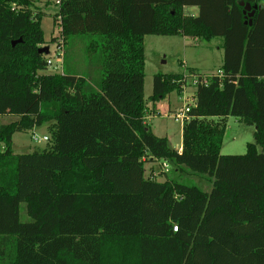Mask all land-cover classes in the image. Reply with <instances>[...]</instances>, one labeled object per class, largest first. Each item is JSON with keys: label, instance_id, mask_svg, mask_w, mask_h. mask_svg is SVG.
<instances>
[{"label": "trees", "instance_id": "obj_1", "mask_svg": "<svg viewBox=\"0 0 264 264\" xmlns=\"http://www.w3.org/2000/svg\"><path fill=\"white\" fill-rule=\"evenodd\" d=\"M58 1L67 53L61 72L46 73L35 1L0 0V119L15 118L0 123V264H264V4ZM242 2L257 6L252 24ZM148 35L223 38V74L204 83L192 70L181 151L146 119ZM77 42L96 79L67 64ZM186 81L156 73L149 102L182 94ZM229 116L256 128L243 155L221 152ZM44 124L46 148L14 151L15 133ZM148 162L207 174L213 188L160 181Z\"/></svg>", "mask_w": 264, "mask_h": 264}, {"label": "rangeland", "instance_id": "obj_2", "mask_svg": "<svg viewBox=\"0 0 264 264\" xmlns=\"http://www.w3.org/2000/svg\"><path fill=\"white\" fill-rule=\"evenodd\" d=\"M33 10L35 13H42V28L45 32L47 44L49 46V53L47 57L53 60V66L59 65L58 69L50 68L46 73L61 72V62L57 61L58 46L62 40L60 24L57 22L56 13L59 10L57 0H34ZM198 7L188 6L185 10L187 15H196L199 13ZM55 39V40H54ZM192 40V38L190 39ZM194 46H186L181 35L166 36V35H148L145 38V54H146V68H145V100L149 104V98L153 94L154 75L156 73H185L187 81H193L192 69L196 68L200 74L204 72H218L224 61V48L222 46L223 38L216 37L211 41L200 40L193 41ZM83 44L77 42L74 47L69 48L73 50V56L68 59L69 66H75L76 71L80 74H86L91 79H96L97 63L96 59L87 57L83 48ZM67 53V46L63 47V54ZM187 61V62H185ZM190 67V68H189ZM194 72V71H193ZM197 72V73H199ZM211 75V74H210ZM205 74L204 76H210ZM196 88V86L194 85ZM191 91V90H190ZM196 89L191 93L195 94ZM179 96L178 92H173L167 99L163 100L161 104H166L167 111H161V114L147 117V121L153 127L154 132L160 137H167L171 146L179 150L183 139L184 123L176 121L174 114L183 109L184 101ZM171 106V109H170ZM149 108V107H148ZM161 109V108H160ZM148 110V109H147ZM150 110V108H149ZM148 110V113L150 112ZM176 111V112H175ZM151 114H148L149 116ZM14 117L8 116L0 119V123H7L14 120ZM226 134L222 146V154L224 155H243L248 150V144L255 141V126L248 125L241 122L234 116L227 117ZM35 133V135H34ZM41 138L35 141L32 137ZM47 136L50 140L51 133L46 124L38 127L31 132H17L13 137L14 151L19 154L31 153L36 150H43L47 147L49 140L45 141L43 138ZM183 146V145H182ZM146 175H153L156 173L160 181L176 180L188 185H194L204 191L210 192L213 188V179L207 174H198L186 168L184 170H176L170 168L165 174L162 162L146 164ZM21 215L23 221H30L26 212V205H21Z\"/></svg>", "mask_w": 264, "mask_h": 264}, {"label": "built area", "instance_id": "obj_3", "mask_svg": "<svg viewBox=\"0 0 264 264\" xmlns=\"http://www.w3.org/2000/svg\"><path fill=\"white\" fill-rule=\"evenodd\" d=\"M59 1H57V3H58ZM260 3L261 4H264V0H260ZM62 40H60V45L58 46V54H56L57 55V61L58 62H63V45H62ZM49 63H50V68H57L58 69V67H59V65H54L53 66V60H51V59H49ZM61 68H62V64H61ZM219 75H222L223 74V71L222 70H220V71H218L217 72ZM192 77H193V79H194V82H193V85H195L196 87H197V85H198V83H199V76H198V74L197 73H194L193 75H192ZM208 81H209V77H206V76H204V78H203V82L204 83H208ZM187 84H185V86H184V88H183V92H182V96H181V98L183 99V101L185 102L184 103V106H183V109L180 111V112H176L175 114H174V118H175V120L176 121H180V122H185V120L186 119H188L189 118V115H188V113H189V111H190V109L193 107V106H195V104H196V100H195V96H194V94H192V93H190V92H188L187 91V86H186ZM34 135H35V133H34ZM35 141H38V140H40L41 138H37L36 136H34V137H32ZM45 141H48L49 140V138L47 137V136H45L44 138H43ZM162 166H163V169H164V171L165 172H168L169 170H170V165L167 163V162H162Z\"/></svg>", "mask_w": 264, "mask_h": 264}, {"label": "crops", "instance_id": "obj_4", "mask_svg": "<svg viewBox=\"0 0 264 264\" xmlns=\"http://www.w3.org/2000/svg\"><path fill=\"white\" fill-rule=\"evenodd\" d=\"M58 1V0H57ZM187 8V7H186ZM186 8H185V10H186ZM199 11V10H198ZM196 15H198V14H196ZM195 14H194V16H196ZM182 38L184 39V43H185V45L186 46H194V44L193 43H195V42H193L194 40L195 41H200V39L199 38H196V37H186V36H182ZM192 38V40H190ZM222 45H223V43H222ZM185 62H187V61H185ZM222 65H223V63H222ZM222 65H221V67L218 69V71H220L221 70V68H222ZM190 68V67H189ZM193 71H196V72H199V71H197L196 70V68H194L193 67V69H192ZM200 73V72H199ZM213 73H215V72H204L203 73V75H205V74H213ZM182 74H185L184 72L182 73ZM186 75V74H185ZM193 82H194V79H193V81H192V84H191V82H189V81H186V86H187V91L188 92H190L191 93V91L193 90V89H196L195 87H194V85H193ZM191 90V91H190ZM193 94V93H192ZM181 95V94H180ZM179 95V96H180ZM195 95V94H194ZM160 103H162V102H160ZM160 103H158L157 104V106H153V104H152V102H149V108H150V112L149 113H147V115L148 114H151V115H149V116H147V117H150V119H151V117L152 116H156V115H158V114H161L160 112L163 110V111H167V106H166V104H161L159 107H158V105L160 104ZM161 108V109H160ZM170 109H171V106H170ZM161 110V111H160ZM147 117H146V119H147ZM34 132H35V129H34ZM179 150L181 151L182 150V144L180 145V147H179Z\"/></svg>", "mask_w": 264, "mask_h": 264}, {"label": "water", "instance_id": "obj_5", "mask_svg": "<svg viewBox=\"0 0 264 264\" xmlns=\"http://www.w3.org/2000/svg\"><path fill=\"white\" fill-rule=\"evenodd\" d=\"M242 6H244V12L247 13V18H250V21L249 23L252 24V20L251 18L253 17L254 13H255V10L257 8V6H255L254 8L250 5V4H246L245 2H242L241 3ZM40 52H45V53H49V48L46 47V48H40L39 50Z\"/></svg>", "mask_w": 264, "mask_h": 264}]
</instances>
